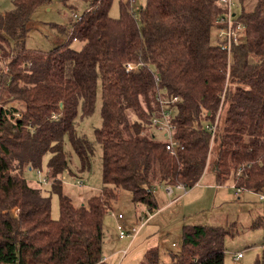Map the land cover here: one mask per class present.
Here are the masks:
<instances>
[{
	"label": "trees",
	"instance_id": "trees-1",
	"mask_svg": "<svg viewBox=\"0 0 264 264\" xmlns=\"http://www.w3.org/2000/svg\"><path fill=\"white\" fill-rule=\"evenodd\" d=\"M84 1L87 10L72 35L81 50L25 46L33 13L51 0H14L12 11H0V264H108L104 219L119 189L152 211L156 184L193 188L210 164L218 185L232 180L238 190L264 193V0H238L244 37L230 53L211 39L225 13L220 0H147L139 14L132 0H121L118 19L109 13L113 0ZM130 63L144 66L128 72ZM99 81L104 188L76 206L59 179L69 161L63 141L70 135L86 158L87 140L75 137L74 128L80 110L94 112ZM158 90L179 97L171 105L175 137L184 146L177 155L151 124ZM218 115L212 144L207 126ZM47 152V175L60 194L58 220L50 199L23 175L40 167ZM255 227L264 228V215ZM227 233L185 225L174 263L225 264ZM159 257L150 248L141 264H162Z\"/></svg>",
	"mask_w": 264,
	"mask_h": 264
},
{
	"label": "rangeland",
	"instance_id": "rangeland-1",
	"mask_svg": "<svg viewBox=\"0 0 264 264\" xmlns=\"http://www.w3.org/2000/svg\"><path fill=\"white\" fill-rule=\"evenodd\" d=\"M254 1L247 6L248 9L253 7ZM234 2V10L240 15L238 0ZM132 3L133 9L127 4L128 9L139 14V9L146 6L147 0H132ZM13 8L14 0H0L1 12H10ZM86 10L87 4L84 0H51L49 5L38 7L29 23L30 30L25 38V46L30 50L50 52L62 44H69L71 48L81 50L83 43L74 40L72 35L75 22ZM109 13L112 18H120L121 0H113ZM218 31L217 28L212 30L211 39L214 44L218 42ZM101 110L102 94L99 81L94 112L85 115L80 110L74 128L75 137L87 140L86 158L83 159L78 153L70 135H66L63 141L69 161L59 179L63 195L71 199L76 206L87 203L90 197L99 195L104 188L103 147L96 137V130L103 124ZM173 113L175 114V109ZM154 130L155 135L161 138V134ZM50 159L51 154L45 153L41 166L27 167L23 175L29 182L40 187L43 195L50 199L52 218L58 220L61 216L60 194L54 191L53 180L47 175ZM211 159L213 162L214 153ZM211 165L209 169L212 168ZM213 178L214 176L207 172L199 183L193 188H188L187 192L179 190L182 193L191 192L185 205L184 202L181 205L173 203L174 205H167L161 212L160 207L178 197L176 188L172 196L167 192L169 187L175 185L158 183L154 186L157 208L152 211L146 204H136L130 191L119 189L118 198L112 203V210L104 219L103 255L107 263L141 264L146 245L153 244V247L158 248L162 264H175L173 254L180 253L183 248V227L188 224H209L228 231L225 236V264H264V228L255 227V223L264 215V193L239 191L232 181L216 188V178L214 185L209 184ZM182 210H185L186 216L183 213L179 217L178 214ZM156 212L159 213L152 216ZM118 214H122L124 218L119 220ZM149 217L151 218L147 220ZM143 222L145 228L141 237L139 236L141 244L140 241L131 244L130 237L120 239V225L125 232L138 229L139 235ZM238 253H242L244 258L237 259Z\"/></svg>",
	"mask_w": 264,
	"mask_h": 264
},
{
	"label": "built area",
	"instance_id": "built-area-1",
	"mask_svg": "<svg viewBox=\"0 0 264 264\" xmlns=\"http://www.w3.org/2000/svg\"><path fill=\"white\" fill-rule=\"evenodd\" d=\"M220 3L225 8V13L220 15L216 20V25L218 34L217 39L220 47L227 51L231 52L233 45H240L244 37V26L237 19L236 11L234 10L235 2L234 0H220ZM144 66L143 63H130L127 65V71L137 73ZM155 79L158 81L159 78L156 75ZM157 100L159 103V111L152 117V127L156 129L161 136L164 138L166 143V149L173 155H177L179 151L184 149L183 144L175 137L176 134V125L172 121L173 109L171 105H174L179 101V97L175 96L172 98H166L161 90H158ZM167 106H170L167 108ZM20 116V115H19ZM219 121V115L216 118L214 124H209L207 126L208 130L212 135V144L215 137V133L217 131ZM211 144V145H212ZM83 182H81V186ZM174 188L178 190H183L187 192V187L182 183L175 184V187H169L167 190L169 195L174 194ZM240 191V190H239ZM117 218L122 220L124 217L122 214H118ZM120 230V239L124 238H132L134 239L138 234V229H133L131 231L125 232L123 230V226H119ZM126 253V252H125ZM243 257L242 253H238L236 256L237 259H241Z\"/></svg>",
	"mask_w": 264,
	"mask_h": 264
},
{
	"label": "crops",
	"instance_id": "crops-1",
	"mask_svg": "<svg viewBox=\"0 0 264 264\" xmlns=\"http://www.w3.org/2000/svg\"><path fill=\"white\" fill-rule=\"evenodd\" d=\"M212 167V166H211ZM208 170H210V171H208ZM207 171H206V173L208 172V173H211L213 176H214V178H213V180L212 181H210L209 182V184H211V185H214V179L216 178L215 177V169L212 167L211 169H208ZM205 173V174H206ZM229 181H232V180H229ZM233 183V182H232ZM234 185V184H233ZM219 186H221V185H218L217 184V186H216V188H218ZM180 192V193H179ZM177 193H178V197L177 198H175V199H172V201H170V202H168V203H166L164 206H162V207H160L159 208V211L161 212L167 205H174V204H176V205H181L183 202H184V205H185V202H186V199L188 198V196H189V194H191V192L190 193H182V191H179V190H177ZM153 194H155V193H153ZM175 194V193H174ZM169 195V194H168ZM172 196V195H171ZM155 198H156V200H157V197L155 196ZM174 203V204H173ZM184 211L185 210H182V212L180 213V214H178V216L179 217H181L180 215H182L183 213H184ZM157 213H159V212H156V213H154V214H152V216L153 215H155V214H157ZM184 215H185V213H184ZM151 216V217H152ZM177 216V217H178ZM186 216V215H185ZM151 217H149L147 220H149ZM146 220V221H147ZM144 223L145 222H143L142 223V225H141V228H143V225H144ZM145 228V227H144ZM144 228L140 231V233H139V235L138 236H136L134 239H132V241H131V244H134V243H136V242H138V241H140V244H141V234H142V231L144 230ZM182 233H183V230H182ZM140 236V237H139ZM140 239V240H139ZM175 245V244H174ZM147 246V248H146V251L148 250V249H150V248H157V247H153V244H150V245H146ZM145 254H146V252H145ZM145 254H144V256H145ZM238 255V254H237ZM244 257H242L241 259H243ZM106 260V259H105Z\"/></svg>",
	"mask_w": 264,
	"mask_h": 264
},
{
	"label": "water",
	"instance_id": "water-1",
	"mask_svg": "<svg viewBox=\"0 0 264 264\" xmlns=\"http://www.w3.org/2000/svg\"><path fill=\"white\" fill-rule=\"evenodd\" d=\"M63 106V105H62Z\"/></svg>",
	"mask_w": 264,
	"mask_h": 264
}]
</instances>
